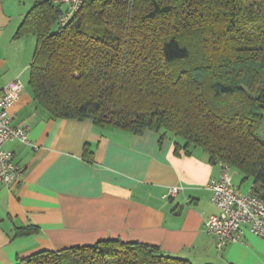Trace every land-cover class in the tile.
Segmentation results:
<instances>
[{
    "label": "trees",
    "instance_id": "obj_1",
    "mask_svg": "<svg viewBox=\"0 0 264 264\" xmlns=\"http://www.w3.org/2000/svg\"><path fill=\"white\" fill-rule=\"evenodd\" d=\"M34 2L16 35L37 38L29 87L51 118L153 130L159 142L174 135L183 142L176 152L201 148L252 179L251 192L264 199V0H86L65 25L62 5ZM35 232L28 225L16 235ZM17 264L194 263L109 238Z\"/></svg>",
    "mask_w": 264,
    "mask_h": 264
},
{
    "label": "crops",
    "instance_id": "obj_2",
    "mask_svg": "<svg viewBox=\"0 0 264 264\" xmlns=\"http://www.w3.org/2000/svg\"><path fill=\"white\" fill-rule=\"evenodd\" d=\"M34 3L0 0V87L16 78L24 83L10 112L38 145L5 144L24 172L10 186L0 184V264L109 238L156 245L194 264H264L263 238L247 231L243 241L219 250L206 231L207 218L221 213L208 184L222 168L204 150L178 153L180 139L169 135L159 142L153 130L136 135L91 119H53L37 104L28 88L37 38L16 35ZM87 143L92 161L84 158ZM237 179L238 192L252 190V179ZM172 186L181 190L165 197ZM28 225L37 232L16 235Z\"/></svg>",
    "mask_w": 264,
    "mask_h": 264
},
{
    "label": "built area",
    "instance_id": "obj_3",
    "mask_svg": "<svg viewBox=\"0 0 264 264\" xmlns=\"http://www.w3.org/2000/svg\"><path fill=\"white\" fill-rule=\"evenodd\" d=\"M86 0H54L63 7L59 18L65 25L78 12ZM24 83L16 78L4 87H0V184L10 186L18 181L24 166L15 161V152L6 148L8 141L17 140L22 144L37 148L38 145L30 138L28 128L15 125V115L10 108L21 97ZM221 165V175L211 179L208 188L212 191V201L220 209V214H211L205 229L216 237V244L222 250L229 242L243 241L248 231L264 239V199L254 193H240L234 184L232 168L228 164ZM181 190L172 186L165 197H174Z\"/></svg>",
    "mask_w": 264,
    "mask_h": 264
},
{
    "label": "rangeland",
    "instance_id": "obj_4",
    "mask_svg": "<svg viewBox=\"0 0 264 264\" xmlns=\"http://www.w3.org/2000/svg\"><path fill=\"white\" fill-rule=\"evenodd\" d=\"M242 24L245 26V28H249L250 26H251L250 28L254 27L253 24H248L246 21H245V22H242ZM26 86H27V84H26ZM28 88H29V93H31V89H30V87H28ZM258 137H259L261 140L264 141V125H263V126L261 127V129L259 130V132H258ZM235 173H236L237 175H236V178H235V180H234V183L236 184V187L238 188V187H239V182H238L237 177L240 176L241 174H240L237 170L233 169V170H232V174H233V176H234Z\"/></svg>",
    "mask_w": 264,
    "mask_h": 264
}]
</instances>
